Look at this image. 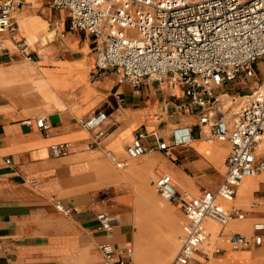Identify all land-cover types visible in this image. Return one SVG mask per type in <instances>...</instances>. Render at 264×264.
I'll list each match as a JSON object with an SVG mask.
<instances>
[{
	"label": "crops",
	"instance_id": "1",
	"mask_svg": "<svg viewBox=\"0 0 264 264\" xmlns=\"http://www.w3.org/2000/svg\"><path fill=\"white\" fill-rule=\"evenodd\" d=\"M22 2L13 18L27 55L10 43L11 55L0 57V264H104L99 245L106 242L114 245L118 255L131 264L130 246L139 232L134 205L138 191L135 183H142L138 177H149V164L154 161L153 171L158 177L149 181L160 197L157 179L172 174L181 195L191 192L196 196L190 197L198 198L205 190L215 191L225 178L230 145L208 143L207 128L198 127L195 111L179 107L184 100L182 89L151 82L135 88L120 83L115 70H108L104 78L98 75L94 78L99 72L94 39L87 33L70 30L67 12L49 8V0ZM20 20L26 22L29 30L40 34L55 30V37L48 41L47 53L48 59L56 63H43V55L36 47L27 51L30 43ZM32 52L37 53L34 61ZM28 59L34 66L26 63ZM46 70L71 81L55 89L57 100L64 107H58L54 101L47 105H25L21 94L8 86L14 72H19L34 75L45 87ZM99 110L108 114V120L93 131L83 127L82 121ZM40 118L46 119L47 129L37 125ZM179 125L193 126L195 140L190 147L146 154L140 160L128 157L126 148L137 133H145L147 142L152 143L155 135L167 139ZM59 143L70 144L67 156L52 153V145ZM120 146L125 150L121 158L115 153ZM106 151L113 152L121 165L107 156ZM263 173L256 175L260 176L256 183L241 182L239 186L242 200L252 195L251 202L256 201L248 209L236 203L238 194L231 201H221L227 211L239 208L246 215L244 219L226 224L211 217L205 220V242L211 237L207 220L217 222L222 233L225 229L227 232L230 223L247 220L253 233L245 235L229 230L226 243L221 246L220 237L211 251L204 252L201 248L191 264H264V242L256 245L253 228L256 222L264 223ZM110 177L125 178L115 181ZM57 203L70 213L60 211ZM168 203L174 205L180 217L178 209L183 211L182 207ZM102 212L121 219L111 238L98 231L97 216ZM166 215L164 212L157 217L165 219ZM184 216L180 237L187 222L185 213ZM235 233L245 235L249 245L233 249L230 236ZM180 246L179 241L173 261Z\"/></svg>",
	"mask_w": 264,
	"mask_h": 264
},
{
	"label": "built area",
	"instance_id": "2",
	"mask_svg": "<svg viewBox=\"0 0 264 264\" xmlns=\"http://www.w3.org/2000/svg\"><path fill=\"white\" fill-rule=\"evenodd\" d=\"M22 5V0H0V57L11 55L10 43L27 55L13 18ZM49 5L67 12L70 30L94 39L99 71L94 78L115 70L120 83L135 88L151 82L182 89L184 100L179 107L195 111L198 127L207 128L206 140L229 143L226 175L215 191L205 190L192 198L178 192L169 174L156 181L163 200L179 204L187 217L172 264H191L207 238L205 220L211 217L226 224L244 219L239 208L227 211L221 201L233 200L244 178L264 172V77L255 88L228 91L232 84L248 86L264 59V0H49ZM107 120L108 114L99 110L82 124L93 131ZM37 125L48 128L45 118L38 119ZM147 139L145 133L135 135L126 148L130 159L190 147L195 136L193 126L179 125L167 139L156 135L152 143ZM70 149L69 143L51 147L57 157L67 156ZM106 155L121 165L111 151ZM57 208L70 213L60 203ZM115 218L108 212L98 214V231L111 238L119 224L113 223ZM253 228L254 241L261 246L264 223ZM248 245L245 235L230 236L233 249ZM99 251L104 264H129L110 242L100 244Z\"/></svg>",
	"mask_w": 264,
	"mask_h": 264
},
{
	"label": "bare ground",
	"instance_id": "3",
	"mask_svg": "<svg viewBox=\"0 0 264 264\" xmlns=\"http://www.w3.org/2000/svg\"><path fill=\"white\" fill-rule=\"evenodd\" d=\"M20 26L22 30L23 27L26 29L27 31L26 37L27 40H29V42L32 45L31 48L36 47L37 50H39L40 54L43 55L42 62H47L51 60L48 59L47 46H49L50 44V42L48 41H52L53 38L55 37V30H51L45 34H40L37 30H29L26 27L27 26L26 22H23L21 20H20ZM29 60L30 59H28L27 61ZM53 62L56 63L55 60ZM26 63L29 64L30 66H34L32 62L31 63L26 62ZM45 72L48 74V77L45 80V84H46L45 87H43L42 83H40L35 79L34 75H26V74H21L19 72H14L15 74L13 76V80L12 82H9L8 86H13L14 87L13 92L21 94L20 97L25 105H30V104L47 105L48 103L54 101L58 107H64L61 104V102L57 100L55 89L63 88L69 85L71 81L66 80L64 76L54 75L52 74L51 71H45ZM78 77L84 79L82 75H78ZM208 143L213 144L211 142ZM115 153L118 157L121 158L123 154L125 155V150L120 146V148H118L115 151ZM145 157L146 155L142 156L141 159ZM135 161L137 160H134V162ZM155 163L156 162L153 161L149 164V166L152 168L148 170L149 177H138L142 181V183H135V186L133 185L138 190L137 197L134 200V205H135L136 223L139 230V232L136 234L134 243L130 246L133 264H168L170 261L173 260L176 251L179 247L178 237L179 234L181 233L182 221H180L177 218V216H175L173 212L174 211L173 205L161 201L160 198H158L155 188L149 181V180H154L156 176L155 172L153 171V167L155 166ZM162 166L166 167L165 162H162ZM257 177L260 176L246 177L243 179L242 182H244V184L256 183L255 179ZM262 177H264V173L262 174ZM110 178L114 179L115 181H119L125 177H110ZM188 193L191 196H196V194H193L191 192ZM164 212L168 213V215H166L165 219L163 220L169 226V229L168 231H166V233H161L157 225V222L156 220H154V218H156L160 213H164ZM118 222L119 220L116 219L113 221V223L115 224H117ZM248 223L249 222H247V220L242 222H232L228 225L227 229L229 228V230H237L245 235H250L253 232H252V226ZM206 225L209 232L211 233V237L207 239V242H205L202 246V250L204 252L211 251L213 248L212 244L215 243L217 239H219L220 237L223 239L224 241L223 243H226L227 241L226 234L228 233L226 232V229L222 233L219 224L213 220H207ZM212 264H217V263L212 262Z\"/></svg>",
	"mask_w": 264,
	"mask_h": 264
},
{
	"label": "rangeland",
	"instance_id": "4",
	"mask_svg": "<svg viewBox=\"0 0 264 264\" xmlns=\"http://www.w3.org/2000/svg\"><path fill=\"white\" fill-rule=\"evenodd\" d=\"M49 8H50V5H49V3H48V5H47ZM130 34L131 35H135V33L134 32H130ZM29 41V40H28ZM30 43V42H29ZM31 43H30V46H28V49H27V51L29 52L32 48H31ZM36 56H37V53H35V52H32V55H31V61H34V60H36L35 58H36ZM24 59H25V57H24ZM26 60V59H25ZM30 60L29 61H27V62H31ZM43 63H45V64H50V63H55V62H53L52 60H49V61H47V62H43ZM46 71H48V70H46ZM256 73H257V76L254 78V80H252L250 83H249V85L248 86H236V85H230V86H228V91L229 92H238V91H245V90H247V89H251V88H255V87H257V86H259L260 84H261V81H262V78H263V76H264V59H262V60H260L259 62H258V64H257V66H256ZM230 94H233V93H230ZM226 99V98H225ZM231 100V98L226 102V104H228L229 103V101ZM229 105V104H228ZM141 159V157L138 159V160H140ZM158 176H155V178H154V180L157 178ZM111 180H113L112 178H111ZM244 183V182H243ZM154 185V184H153ZM154 187V186H153ZM157 194V193H156ZM157 196H158V198H160V200L162 201V198L157 194ZM252 196V195H251ZM251 196L249 197V198H247L246 200H242L241 198H240V195H239V193H238V196H237V199L235 200L236 201V203L237 204H239V205H241L242 207H244L245 209H248L249 207H250V205H252L253 203H255L256 201L255 200H252V202H251ZM168 203V202H167ZM168 204H170V203H168ZM171 205V204H170ZM174 206V205H173ZM176 208L174 207V214H175V216H177V218L181 221V219H182V223H181V233H182V227H183V224H184V222H185V216H184V213H183V211L179 208L178 209V212L180 213V217H181V219H180V217H179V215H178V213H177V211L175 210ZM119 218V217H118ZM118 218H115L116 220H118ZM154 220H156V222H157V225H158V227L159 228H161L163 231H168V229H169V226L166 224V222L162 219H160V218H158V217H156V218H154ZM121 223V219L119 218V224ZM256 223H258V222H256ZM229 231V228L227 229V232ZM181 233L179 234V237H178V242H179V240H180V235H181ZM216 242H218V241H216ZM216 242L215 243H213L212 245H214V244H216ZM224 241H223V239L222 238H220V241H219V243H220V245L222 246V243H223ZM213 249V248H212ZM130 255H131V257H130V263L131 264H133L132 263V254H131V249H130ZM172 262H173V260L172 261H170L168 264H172Z\"/></svg>",
	"mask_w": 264,
	"mask_h": 264
}]
</instances>
